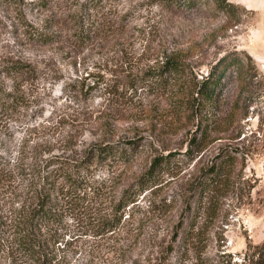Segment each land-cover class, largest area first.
<instances>
[{"label": "rangeland", "instance_id": "obj_1", "mask_svg": "<svg viewBox=\"0 0 264 264\" xmlns=\"http://www.w3.org/2000/svg\"><path fill=\"white\" fill-rule=\"evenodd\" d=\"M228 1L224 10L212 0H0V98L21 104L0 111V168L35 152L73 163L95 144L110 146L88 162L100 191L50 226L60 264H153L161 252L164 264L256 263L264 0ZM230 52L243 57L246 78L227 75L214 105L199 111L194 85ZM167 153V166L135 192L151 160ZM209 166L219 177L206 186ZM4 185L7 203L16 189ZM126 187L133 203L114 231L96 235L94 218L111 213ZM192 221L198 251L181 254ZM0 264H30L3 233Z\"/></svg>", "mask_w": 264, "mask_h": 264}, {"label": "trees", "instance_id": "obj_2", "mask_svg": "<svg viewBox=\"0 0 264 264\" xmlns=\"http://www.w3.org/2000/svg\"><path fill=\"white\" fill-rule=\"evenodd\" d=\"M217 6L224 10L232 7L228 0H212ZM243 57L238 52H230L221 55L208 68L205 75L201 76L191 91L193 102L198 104L197 109H206L214 105L218 97V87L227 75L233 72L237 78H246V68L243 65ZM171 69L175 66L171 65ZM20 69V68H19ZM19 71V70H16ZM161 77L163 72H158ZM10 104L0 98V111L11 107L12 104L21 105L15 96H11ZM17 101V102H16ZM194 107V106H192ZM110 146L107 144H95L88 148L83 159L69 161L67 156L51 155L42 157L40 152H35L30 156V162L23 164L16 163L14 167L0 168V181L9 188L14 184L16 190H8L7 203L0 202V233L5 234V239L11 246L21 250L29 258L30 264H60L61 258L51 242L56 235L51 234V228L58 224L62 214L67 209H72L78 204H82L88 196V192H99L96 182L90 178L87 169L89 160L94 156H104L111 154ZM170 154V155H169ZM173 153L154 157L148 167L140 176V182L135 192L139 193L144 186L154 179L158 170L166 167ZM218 171L212 166L206 169V186L216 181ZM203 184V185H204ZM3 185V184H2ZM1 185V186H2ZM202 185V184H201ZM203 188V187H202ZM19 189V191H17ZM136 193V194H137ZM135 193H129L126 187L109 214L98 215L96 218V228L94 233L101 235L105 232L114 231L120 222L125 208L133 203ZM195 222L189 223L185 228L181 247L185 254L187 251L196 248L194 246ZM175 230L173 240L178 236ZM48 235V237H47ZM47 237V238H46ZM57 243V241H55ZM172 249V245L166 246V253ZM256 255L255 264H264V240L254 246ZM165 254V255H167ZM179 254V252H178ZM199 253H194V259ZM153 264H164V254L160 253L158 259Z\"/></svg>", "mask_w": 264, "mask_h": 264}]
</instances>
